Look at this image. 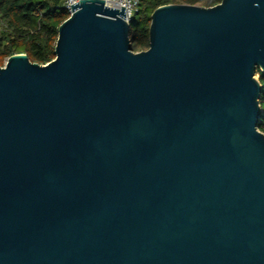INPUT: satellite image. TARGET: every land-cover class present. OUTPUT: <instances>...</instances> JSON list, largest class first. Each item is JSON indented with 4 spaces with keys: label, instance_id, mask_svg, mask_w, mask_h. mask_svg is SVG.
I'll list each match as a JSON object with an SVG mask.
<instances>
[{
    "label": "water",
    "instance_id": "1",
    "mask_svg": "<svg viewBox=\"0 0 264 264\" xmlns=\"http://www.w3.org/2000/svg\"><path fill=\"white\" fill-rule=\"evenodd\" d=\"M71 11L0 66V264H264V0Z\"/></svg>",
    "mask_w": 264,
    "mask_h": 264
},
{
    "label": "trees",
    "instance_id": "2",
    "mask_svg": "<svg viewBox=\"0 0 264 264\" xmlns=\"http://www.w3.org/2000/svg\"><path fill=\"white\" fill-rule=\"evenodd\" d=\"M63 0H0V66L7 57L25 54L32 62L45 64L54 58V45L59 24L68 17L61 8ZM221 0H138L137 11L128 23L131 49L148 47L150 15L159 6L190 4L210 7ZM255 74L261 86L259 106L262 110L257 128L264 134V73Z\"/></svg>",
    "mask_w": 264,
    "mask_h": 264
},
{
    "label": "built area",
    "instance_id": "3",
    "mask_svg": "<svg viewBox=\"0 0 264 264\" xmlns=\"http://www.w3.org/2000/svg\"><path fill=\"white\" fill-rule=\"evenodd\" d=\"M80 0H63L61 8L67 11L68 15L72 13L71 5L79 2ZM104 5L110 8L120 9V6L126 12L125 21L129 23L133 14L137 11L138 0H103Z\"/></svg>",
    "mask_w": 264,
    "mask_h": 264
},
{
    "label": "rangeland",
    "instance_id": "4",
    "mask_svg": "<svg viewBox=\"0 0 264 264\" xmlns=\"http://www.w3.org/2000/svg\"><path fill=\"white\" fill-rule=\"evenodd\" d=\"M5 62V61H4ZM256 72V71H255ZM255 72H254V77L257 79V77H258V75L257 74H255ZM261 110V109H260Z\"/></svg>",
    "mask_w": 264,
    "mask_h": 264
}]
</instances>
